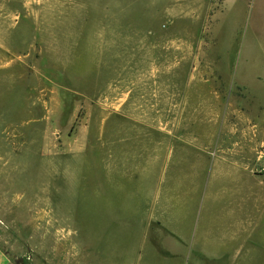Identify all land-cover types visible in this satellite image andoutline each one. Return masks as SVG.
<instances>
[{"label": "rangeland", "instance_id": "1", "mask_svg": "<svg viewBox=\"0 0 264 264\" xmlns=\"http://www.w3.org/2000/svg\"><path fill=\"white\" fill-rule=\"evenodd\" d=\"M28 5L37 14L27 24L22 19L13 37H32L27 25L42 42L13 50L23 64L7 80L0 76V201L8 203L0 202V252L6 259L134 264L113 256L133 253V227L122 226L123 236L102 222L98 193L95 205L86 206V189L100 185L90 166L101 167L100 159H87L100 151L103 133L149 138L156 127L163 137L199 139L208 157L205 194L182 264H264V0ZM179 122L187 129H176ZM105 123L110 129H102ZM240 142L246 148L236 150L251 160L228 178L233 164L213 166L212 157L232 154ZM159 245L154 240L157 256L148 264H173Z\"/></svg>", "mask_w": 264, "mask_h": 264}, {"label": "crops", "instance_id": "2", "mask_svg": "<svg viewBox=\"0 0 264 264\" xmlns=\"http://www.w3.org/2000/svg\"><path fill=\"white\" fill-rule=\"evenodd\" d=\"M28 4L29 0H0V74H2L0 76H5L6 80L9 72L14 73L15 65L23 64V61L13 59V50L19 48L24 50L26 47L27 51L42 42L38 31H31L27 25L24 26L26 33L29 32L30 35L31 32L32 37L27 35L20 40L13 37V28L18 27L17 24L22 19H24L22 22L27 24L32 16ZM33 13L36 16L37 12ZM187 100L185 98L182 106L187 104ZM190 124L197 130L204 129L200 122ZM103 125L102 129H110L109 124ZM187 126L179 122L176 129L183 131ZM152 130L149 138L132 136L125 138L120 137L119 133L115 136L102 134L100 151L87 159V161L100 159L101 167L95 165L97 162L93 163V168L90 166L91 170L94 169L92 175L96 178L100 176V185L86 189V206L91 209L95 205L94 193H98L103 209L96 216L102 222L113 225L116 233L123 236L125 234L122 226L133 227V253L113 256L131 257L134 264H148L150 257L157 256L153 242L158 240L162 243L158 249L160 248L161 252L163 250V256L166 259L173 258V264H182L189 253L191 228L199 209V202L205 194L203 185L208 157L205 155V145L199 139L190 143L187 138L182 137L183 133L174 139L172 134L167 136V133L163 137L162 133L157 132L156 127ZM244 140L247 143V139ZM245 143L234 145L232 147L234 154L214 155L213 166L222 161L230 162L233 165L227 164V175L228 178L235 177L238 174L237 170L242 171L246 162L251 160L249 157L244 158L243 154L236 150L239 148L244 152L247 145ZM125 145H128V149ZM185 163L192 164L190 170L179 169ZM219 163L216 166L220 167ZM103 178H106V181H102ZM0 202L8 204L7 200ZM130 210L131 215L126 213ZM0 264L13 263L0 252Z\"/></svg>", "mask_w": 264, "mask_h": 264}]
</instances>
